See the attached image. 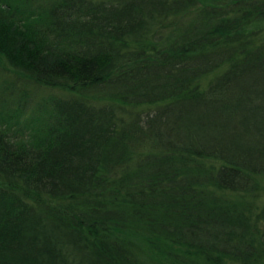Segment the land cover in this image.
<instances>
[{"label":"trees","instance_id":"16d2710c","mask_svg":"<svg viewBox=\"0 0 264 264\" xmlns=\"http://www.w3.org/2000/svg\"><path fill=\"white\" fill-rule=\"evenodd\" d=\"M0 264H264V0H0Z\"/></svg>","mask_w":264,"mask_h":264},{"label":"rangeland","instance_id":"374dc122","mask_svg":"<svg viewBox=\"0 0 264 264\" xmlns=\"http://www.w3.org/2000/svg\"><path fill=\"white\" fill-rule=\"evenodd\" d=\"M5 59H3V61H4ZM5 65H7V66H9V64L7 63V61H4L3 62Z\"/></svg>","mask_w":264,"mask_h":264}]
</instances>
